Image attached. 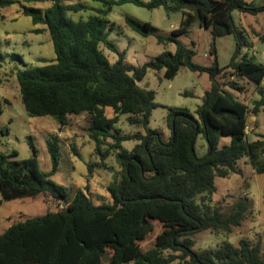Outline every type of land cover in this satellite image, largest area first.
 Returning <instances> with one entry per match:
<instances>
[{"label": "trees", "instance_id": "trees-1", "mask_svg": "<svg viewBox=\"0 0 264 264\" xmlns=\"http://www.w3.org/2000/svg\"><path fill=\"white\" fill-rule=\"evenodd\" d=\"M66 1L0 0V8L24 2L21 14L48 31L54 49L50 63L16 72L21 103L29 117L50 118L59 128L67 126L70 117L87 114L88 136L99 157L94 166L110 170L106 160L114 156L120 171L107 186L110 201L96 205L81 190L70 200L66 189L50 180L59 168L57 135L46 140L51 160L47 173L39 171L35 157L9 161L0 154L2 201L41 195L56 205L55 212L24 218L0 235V264H104L106 248L114 253L111 264H264L261 242L251 245L240 240L238 246L224 243L215 250H193L195 235L230 233L247 216L246 199L238 201L228 214L210 204L217 191L215 179L242 176L239 162L244 157L256 175H264V135L249 141L246 131L249 113L255 116L264 110V100L249 109L226 90L240 93L238 81L260 84L264 79V64L242 54L241 32L232 20L233 11L256 16L264 12V5L256 7L244 0H175L170 5L166 0H92L101 8L93 9L94 14L86 20L73 21L67 11L88 7L79 2L65 5ZM44 2L50 4L46 9L27 6ZM123 4L181 12V25L170 37L156 36L158 44H174L175 52L162 53L139 67L128 65L124 53L107 41L111 29L107 17L114 6ZM195 20L210 30L213 40L234 36L235 50L226 68H219L213 44L209 49L211 64L200 66L192 62L194 51L178 41ZM124 22L143 37L152 33L149 23L131 17H125ZM100 44L118 54L115 63L101 53ZM181 67L208 74L211 88L204 93L195 116L184 109L166 108L170 138L164 141L160 132L149 129L151 113L157 108L155 93L138 84L148 70H162L166 78L173 79ZM227 71L230 82L219 85L217 81L225 79ZM123 115L142 133H111ZM199 135L207 146L202 158L195 154ZM220 138H229V143L219 146ZM127 141L136 142L129 151L122 147ZM33 152L36 155L35 149ZM152 221L160 223L162 231L153 247L143 252L139 244L152 232Z\"/></svg>", "mask_w": 264, "mask_h": 264}, {"label": "rangeland", "instance_id": "rangeland-1", "mask_svg": "<svg viewBox=\"0 0 264 264\" xmlns=\"http://www.w3.org/2000/svg\"><path fill=\"white\" fill-rule=\"evenodd\" d=\"M145 3L150 0H141ZM175 0H166L167 5ZM256 7L264 5V0H244ZM82 3L88 7L85 11H67V16L73 21L86 20L93 15V9L101 8V4L92 0H68L64 4ZM24 2H17L9 7L0 8V154L6 155L9 161H21L34 158L39 171L47 173L51 169V160L46 148V140L50 135L62 133L59 137L60 170L50 177L55 184L63 187L73 199L76 191L81 190L89 196L94 204L102 205L110 201L107 186L113 181V176L120 171L114 156L106 160L110 170H102L94 165L99 163L95 155V142L89 138L88 128L90 118L87 114L72 119L70 127L59 128L56 121L50 118L29 117L21 103L19 85L16 72L25 68L42 66L55 58L53 45L48 31L42 25L33 24L30 17L21 14ZM29 7L46 9L49 2L27 4ZM125 17H131L141 23H149L152 33L143 37L130 30ZM111 29L107 30V41L111 43L118 53H124L125 62L134 67L142 66L165 52L174 53V44H158L156 36L170 37L173 30L178 29L183 20L181 12H166L163 7L146 9L132 4L114 6L107 17ZM232 20L241 32L243 42L242 54L248 53L257 64H264V12L254 15L232 12ZM35 30H42L35 33ZM178 41L185 47L194 51L192 62L200 66H209L212 57L209 49L214 45L217 53L218 66L226 68L235 50V39L232 34L213 40L210 30L199 25L195 20L187 32L179 37ZM99 50L110 63L118 60V54L100 44ZM230 72H225V79H219V85L230 82ZM145 90L155 93V108L150 116L149 129L161 133L164 141L170 138L167 125L166 108H180L195 116L196 109L201 105L206 91L211 88V81L206 73H194L181 67L173 79L164 76V71L148 70L143 80L138 84ZM241 92L226 88L233 96L247 105L249 109L264 100V79L260 84L250 81H238ZM111 116V110H106ZM125 115L120 116L114 124L111 133L117 130L121 135H130L140 132L126 121ZM248 115L247 138L249 141L264 135V110L255 115ZM75 121V122H73ZM72 128V129H71ZM72 132L75 137L69 138ZM67 137V138H66ZM110 142V140H109ZM111 143V142H110ZM136 142L127 141L122 144L126 150H131ZM35 149L36 155L33 150ZM69 152H68V151ZM13 151L16 154H12ZM67 151V154L66 152ZM207 146L204 138L199 135L195 144V154L198 158L205 156ZM89 166L92 173L89 174ZM242 176L233 175L230 178H216L217 191L211 196L210 204L221 207L224 214H228L232 207L240 200L246 199L249 204L246 219L242 225L230 233L204 231L193 237V250L201 253L203 250H215L224 243L238 246L240 240L248 241L251 245L261 242L264 238V175H256L252 170L248 158L239 162ZM53 205V204H52ZM52 205L43 200V196L26 197L10 201H2L0 194V235L9 223H16L21 218L43 216L52 211ZM55 205V204H54ZM56 206V205H55ZM152 232L139 246L145 252L153 247L155 237L162 231V226L152 221ZM113 250H103L102 261L111 264ZM167 254V253H166ZM173 264H178L175 262ZM183 264V263H181Z\"/></svg>", "mask_w": 264, "mask_h": 264}, {"label": "crops", "instance_id": "crops-1", "mask_svg": "<svg viewBox=\"0 0 264 264\" xmlns=\"http://www.w3.org/2000/svg\"><path fill=\"white\" fill-rule=\"evenodd\" d=\"M85 114H82V115H79V116H72V117H70V119H69V123H68V125L66 126V127H70L71 126V121H72V119H76V122H78L77 120L80 118V117H83ZM253 119H255V116H253L252 117ZM248 119L249 118H247V130H248ZM73 122H75V121H73ZM72 129V128H71ZM246 130V131H247ZM57 136L58 137H62L63 136V134L62 133H57ZM76 136V134L74 133V132H72V135H71V137H69V138H72V137H75ZM63 138V137H62ZM67 138V137H66ZM64 139V138H63ZM257 139V138H256ZM255 139V140H256ZM64 141L66 142V140L64 139ZM229 143V138H220V141H219V146H223V145H227ZM61 153H62V151H63V148L61 147ZM68 151V150H67ZM67 151H65L66 152V154H67ZM69 152V151H68ZM59 170H60V161H59V168H58V171H57V173L59 172ZM43 200L47 203V204H50V205H52L53 207H52V212H55L56 211V206L54 205V203H51V202H49V200L48 199H46L45 197H43ZM70 200H72V198L70 197ZM47 213V212H46ZM24 218L22 217L21 218V220H23ZM13 224V223H12ZM11 223H9L8 224V226H7V229L12 225ZM6 229V230H7ZM5 230V231H6Z\"/></svg>", "mask_w": 264, "mask_h": 264}, {"label": "built area", "instance_id": "built-area-1", "mask_svg": "<svg viewBox=\"0 0 264 264\" xmlns=\"http://www.w3.org/2000/svg\"><path fill=\"white\" fill-rule=\"evenodd\" d=\"M249 130V129H248ZM248 133V132H247ZM59 207H61V206H59Z\"/></svg>", "mask_w": 264, "mask_h": 264}, {"label": "water", "instance_id": "water-1", "mask_svg": "<svg viewBox=\"0 0 264 264\" xmlns=\"http://www.w3.org/2000/svg\"><path fill=\"white\" fill-rule=\"evenodd\" d=\"M143 224H144V221H143Z\"/></svg>", "mask_w": 264, "mask_h": 264}]
</instances>
